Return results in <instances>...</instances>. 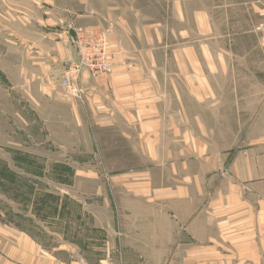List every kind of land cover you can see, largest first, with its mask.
Instances as JSON below:
<instances>
[{"label": "crops", "instance_id": "obj_1", "mask_svg": "<svg viewBox=\"0 0 264 264\" xmlns=\"http://www.w3.org/2000/svg\"><path fill=\"white\" fill-rule=\"evenodd\" d=\"M57 1L34 10L28 57L42 81L76 58L61 32L67 10L78 26H108L112 73L83 74L82 104L66 102L78 125L82 117L94 138L109 131L120 160L137 163L109 167L105 211L74 197L83 214L49 247L0 223V264H264V60L254 52L262 70L236 72L240 43L214 40L211 19L222 7L263 18L264 0H163L154 23Z\"/></svg>", "mask_w": 264, "mask_h": 264}, {"label": "rangeland", "instance_id": "obj_2", "mask_svg": "<svg viewBox=\"0 0 264 264\" xmlns=\"http://www.w3.org/2000/svg\"><path fill=\"white\" fill-rule=\"evenodd\" d=\"M86 1L103 20L110 12L119 18L124 16L132 20L136 18L133 16L135 11L143 13L141 16L146 23H154L161 19L160 16L164 17L165 11L163 0H75L74 3L87 4ZM230 1L211 0V3L227 6L232 3ZM57 2L0 0V223L29 233L47 247L54 244L52 233L67 231L68 218H81L83 211L74 197L87 198L94 212L105 211L100 203L106 196L109 167L117 169L137 163L133 156L127 161L120 160V154L114 151L119 145L114 144L116 138L109 137V131H97L94 138L82 117L77 118L78 125L73 107L66 100L82 104V76L86 74L89 77L86 72L80 76L83 99L78 101L61 84L62 75L72 61L62 62L58 68L52 69L53 75L47 82L45 79L42 81L40 68L28 57L32 55V39L37 34L32 25L40 21L34 10L37 6L51 7ZM242 11L233 7L214 11L211 17L213 39L239 42L233 69L242 74L257 73L262 68L253 67V60L258 59L254 52L264 60L259 33L264 16L250 17L243 15ZM66 15L68 22L61 32L72 47L77 41L76 33L79 40L84 41L81 31H94L105 36L112 73L108 51L110 28L100 24L78 26L74 22V13L67 10ZM48 29L54 31L57 25ZM255 42L259 49L247 47ZM249 54L250 57L243 60ZM247 82H242L243 89L249 88ZM48 85L50 98L42 94ZM226 100L228 103L229 98ZM91 235L101 238V234L95 231Z\"/></svg>", "mask_w": 264, "mask_h": 264}, {"label": "built area", "instance_id": "obj_3", "mask_svg": "<svg viewBox=\"0 0 264 264\" xmlns=\"http://www.w3.org/2000/svg\"><path fill=\"white\" fill-rule=\"evenodd\" d=\"M80 33L84 41L79 40L76 33L77 41L73 47L76 58L61 78L64 90L78 101L83 99V92L79 83L82 73L86 72L92 79H99L111 73L105 36L94 31H81ZM259 33L264 47V23L259 28Z\"/></svg>", "mask_w": 264, "mask_h": 264}]
</instances>
